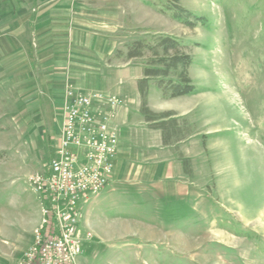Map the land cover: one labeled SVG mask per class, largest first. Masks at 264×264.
I'll list each match as a JSON object with an SVG mask.
<instances>
[{"label":"rangeland","instance_id":"obj_1","mask_svg":"<svg viewBox=\"0 0 264 264\" xmlns=\"http://www.w3.org/2000/svg\"><path fill=\"white\" fill-rule=\"evenodd\" d=\"M85 1L95 25L83 33L110 35L119 49L148 35L179 38L197 91L183 116L177 101H151L180 125L171 147L135 110L119 122L113 182L81 206L77 264H264V0H178L206 19L192 29L164 12L168 0ZM144 65L129 67L141 74ZM32 93L0 81V264L32 243L44 200L29 178L45 171L59 138L61 112Z\"/></svg>","mask_w":264,"mask_h":264},{"label":"crops","instance_id":"obj_2","mask_svg":"<svg viewBox=\"0 0 264 264\" xmlns=\"http://www.w3.org/2000/svg\"><path fill=\"white\" fill-rule=\"evenodd\" d=\"M91 9L85 0H0V81L33 91L31 95L45 101L52 99L57 112H61L67 81L83 91L96 90L123 99L124 105L113 121L119 134L113 182L121 138L125 136L118 125L127 122L134 110L142 117L138 81L143 75L129 67L132 60L120 62L113 57L120 44L112 36L83 33L85 27L95 25L88 22ZM155 96L160 101H177L179 107L174 110L179 116L194 110L190 99L194 94L165 99L159 90L149 87L147 106L153 112L161 111L151 102ZM160 140L163 148H168L182 138L163 145L160 132Z\"/></svg>","mask_w":264,"mask_h":264},{"label":"built area","instance_id":"obj_3","mask_svg":"<svg viewBox=\"0 0 264 264\" xmlns=\"http://www.w3.org/2000/svg\"><path fill=\"white\" fill-rule=\"evenodd\" d=\"M123 105L120 97L66 82L54 154L44 172L29 178L44 200L42 218L32 243L12 264H77L84 242L81 206L112 183L119 144L113 121Z\"/></svg>","mask_w":264,"mask_h":264},{"label":"trees","instance_id":"obj_4","mask_svg":"<svg viewBox=\"0 0 264 264\" xmlns=\"http://www.w3.org/2000/svg\"><path fill=\"white\" fill-rule=\"evenodd\" d=\"M164 12L188 28L204 25L206 19L186 10L178 4V0H168ZM179 38L167 34H154L126 42L121 49L115 50L116 59H145L142 69L143 78L138 81L141 98L140 114L152 129L160 130L163 145L179 141L181 129L172 112L156 113L147 106L148 81L153 80L155 87L165 99H173L184 95L195 94L197 89L188 75V67L192 62L190 54L182 49ZM188 159L182 161L183 169L188 172Z\"/></svg>","mask_w":264,"mask_h":264}]
</instances>
